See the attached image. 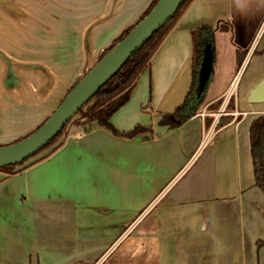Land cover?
I'll use <instances>...</instances> for the list:
<instances>
[{"label": "crops", "instance_id": "1", "mask_svg": "<svg viewBox=\"0 0 264 264\" xmlns=\"http://www.w3.org/2000/svg\"><path fill=\"white\" fill-rule=\"evenodd\" d=\"M119 3L0 0L10 16L8 5L26 6L28 20L46 12L55 41L33 49L45 60L12 65L11 79L27 78L30 92L18 103L58 101L139 19L118 26ZM202 24L216 27L212 72L195 113L175 123L168 114L191 85V31ZM263 77L264 0H190L110 118L121 133L146 130L126 137L73 120L45 157L0 170V264H264V191L249 137L264 101H247Z\"/></svg>", "mask_w": 264, "mask_h": 264}, {"label": "water", "instance_id": "2", "mask_svg": "<svg viewBox=\"0 0 264 264\" xmlns=\"http://www.w3.org/2000/svg\"><path fill=\"white\" fill-rule=\"evenodd\" d=\"M180 1L157 0L128 33L86 70L35 130L15 142L0 145V167L28 162L42 151H48L53 147L55 143L45 148L68 123L77 118L78 111L85 108L97 91L120 70L131 55L173 17ZM84 45L86 47L88 45L87 36L84 38ZM212 60L211 47L206 44L202 51L198 71L197 88L199 91L204 88L211 75ZM247 101L251 103L264 101V77L249 91ZM82 260L77 259L76 261Z\"/></svg>", "mask_w": 264, "mask_h": 264}, {"label": "trees", "instance_id": "3", "mask_svg": "<svg viewBox=\"0 0 264 264\" xmlns=\"http://www.w3.org/2000/svg\"><path fill=\"white\" fill-rule=\"evenodd\" d=\"M156 1L157 0L151 1L149 6L140 15L138 21L147 14V12L153 7ZM189 2L190 0L180 1L179 7L173 17L164 26L156 30L142 45V47L131 55V57L120 68V70L97 91V93L87 103L84 109H80L78 111V117L73 121L74 124L97 121L100 126L111 131L113 134L126 137H134L138 133L146 130L145 128L138 126L127 133H121L112 126V124L110 123V118L119 107L127 102L137 77L139 76L141 71L148 66L150 58L155 52L156 48L159 46L176 18ZM134 25L135 24L126 28L118 38L114 39L111 44L100 54L99 58L103 56L108 51V49L113 46L118 40H120L126 33H128L134 27ZM215 30L216 27L214 26L202 24L198 28L191 31L193 43L192 80L189 90L187 91V94L185 95L183 101L171 113L168 114L170 118H173L175 123H181L191 117L195 113L197 107L203 101L204 92L209 79L206 82L204 88L199 91L197 88L198 71L202 59V51L206 44L210 45L213 55V35ZM211 119L212 117L207 120L211 121ZM221 122L222 120L220 117L216 126H219ZM66 126L57 134V136L52 141L47 144L45 148L51 146L54 142L57 141V139L65 132ZM30 133H27L23 137L27 136ZM23 137L17 138L13 142ZM249 137L255 184L264 191V114H261L252 120L249 128ZM56 147L57 145H54L44 154L39 155L35 159L38 160L45 157ZM24 164L26 163L22 162L18 165L1 166L0 170H5L8 173H12L15 172L12 171L14 167Z\"/></svg>", "mask_w": 264, "mask_h": 264}, {"label": "rangeland", "instance_id": "4", "mask_svg": "<svg viewBox=\"0 0 264 264\" xmlns=\"http://www.w3.org/2000/svg\"><path fill=\"white\" fill-rule=\"evenodd\" d=\"M146 3V0H121V4L119 3L120 8L117 5L115 9L113 7L115 12L118 11L120 13L116 24L118 26L132 24L145 9ZM6 9L11 13V16L13 14L19 16V13H21L22 21H15L10 15L0 10V145L11 143L35 130L64 96L62 94L63 96H60L58 101L54 100L53 104L51 103L48 106L35 107L26 103H18V101L27 100L29 97L28 81L26 78V81L22 84L11 79L17 69L10 67L16 62L22 64L23 68H28V63L31 59L39 58L45 60V54L34 50L42 49L43 43L49 40L53 43L55 41L54 38L51 37L48 40L47 37L49 33L45 30L47 23L45 20L46 12H41L38 20H28L25 18L27 14L24 11V9L28 10L26 6H23V10L20 12L13 5H8ZM49 49L51 50L52 46H49ZM50 56L52 59L53 55L51 54ZM53 58L54 60L60 59L56 54ZM24 73L27 74L25 70ZM75 80L72 81L73 83L71 82L70 86H67V89L76 82ZM3 101L8 103V109H4ZM6 131L11 133L5 134ZM46 151H42L39 155L44 154Z\"/></svg>", "mask_w": 264, "mask_h": 264}, {"label": "built area", "instance_id": "5", "mask_svg": "<svg viewBox=\"0 0 264 264\" xmlns=\"http://www.w3.org/2000/svg\"><path fill=\"white\" fill-rule=\"evenodd\" d=\"M228 95L225 97V100H224V102L223 103H227L226 101H228ZM224 106H222L221 108H220V110L222 111V110H224ZM220 111V112H221ZM220 112H218L215 116H214V118H213V123H214V125H216L217 124V122H218V120H219V118H220V115H221V113ZM197 113L198 114H200L201 116H203L205 113L203 112V111H199V110H197ZM211 131L212 130H210L209 132H208V134H207V136L211 133Z\"/></svg>", "mask_w": 264, "mask_h": 264}, {"label": "flooded vegetation", "instance_id": "6", "mask_svg": "<svg viewBox=\"0 0 264 264\" xmlns=\"http://www.w3.org/2000/svg\"><path fill=\"white\" fill-rule=\"evenodd\" d=\"M142 13H143V12H142ZM137 22H138V20H137L134 24H136ZM132 25H133V24H132ZM73 85H74V84H73ZM73 85H72V86H73ZM72 86H71V87H72ZM71 87H70V88H71ZM70 88H69V89H70ZM69 89H68V90H69ZM68 90H67V91H68ZM67 91H66V92H67ZM64 95H65V94H64Z\"/></svg>", "mask_w": 264, "mask_h": 264}]
</instances>
